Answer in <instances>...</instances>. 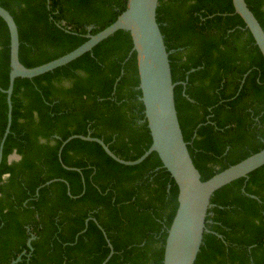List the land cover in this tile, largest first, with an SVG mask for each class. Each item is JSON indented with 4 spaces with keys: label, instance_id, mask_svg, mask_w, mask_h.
<instances>
[{
    "label": "trees",
    "instance_id": "16d2710c",
    "mask_svg": "<svg viewBox=\"0 0 264 264\" xmlns=\"http://www.w3.org/2000/svg\"><path fill=\"white\" fill-rule=\"evenodd\" d=\"M127 2L0 0V6L18 25L20 61L33 68L113 24ZM246 2L264 29V0ZM157 21L184 139L206 181L264 149V57L232 0H160ZM132 49L130 33L120 30L63 67L16 79L0 164V264L22 254L18 264H102L111 251L107 239L114 254L106 264H163L178 187L158 154L125 166L99 144L74 139L59 157L73 135L100 138L127 161L149 149ZM10 71V33L0 17V145ZM15 152L22 159L10 163ZM211 203L195 264H264V166L218 190Z\"/></svg>",
    "mask_w": 264,
    "mask_h": 264
},
{
    "label": "water",
    "instance_id": "95a60500",
    "mask_svg": "<svg viewBox=\"0 0 264 264\" xmlns=\"http://www.w3.org/2000/svg\"><path fill=\"white\" fill-rule=\"evenodd\" d=\"M232 2L235 13L243 19L264 57L263 27L246 0H232ZM159 4L160 0H128L126 10L113 24L95 35L88 36V40L74 51L33 68L26 67L20 61L18 25L11 13L0 6V17L6 22L10 33L11 66L9 87L7 90H3L7 94L8 123L0 145V164L3 147L12 124V95L16 79H33L52 72L91 52L99 43L116 32L120 30L129 32L133 42L131 53L135 52L137 58L138 89L141 91L140 100L144 105L145 119L152 138L151 146L139 159L127 161L112 152L100 138L91 135H73L63 141L59 157L61 160L63 148L74 139L99 144L110 158L125 166L139 165L152 153H157L163 167L170 173L178 187V208L168 230L163 264H195L203 245L204 234L209 232L206 222L208 211L213 206L212 197L226 185L246 178L250 173L264 166V149L217 173L210 179L202 181L201 173L196 168L188 149V143L184 139L178 117L175 102L177 83L173 81L170 52L167 50L164 35L157 21ZM20 159L21 156L16 152L11 157V161ZM64 167L68 170L81 172L76 168ZM55 181H50L45 185L48 186ZM66 184L68 185L67 182ZM69 195H71L70 190ZM250 196L259 200L254 195ZM89 220H87V224ZM93 220L98 224L96 219ZM99 227L107 238L106 232L100 225ZM216 235L223 239L222 235ZM34 238L32 236L28 241L29 247H31V241ZM107 241L111 251L102 264H106L114 254L113 245L109 239ZM22 256L23 254L10 264H18L22 260Z\"/></svg>",
    "mask_w": 264,
    "mask_h": 264
},
{
    "label": "flooded vegetation",
    "instance_id": "af4514ba",
    "mask_svg": "<svg viewBox=\"0 0 264 264\" xmlns=\"http://www.w3.org/2000/svg\"><path fill=\"white\" fill-rule=\"evenodd\" d=\"M14 154H12L10 157H9V162L11 161V157L13 156ZM20 156V155H19ZM21 159H22V157H21ZM20 159V160H21ZM20 160H13V161H11L10 163H12V162H18V161H20Z\"/></svg>",
    "mask_w": 264,
    "mask_h": 264
}]
</instances>
